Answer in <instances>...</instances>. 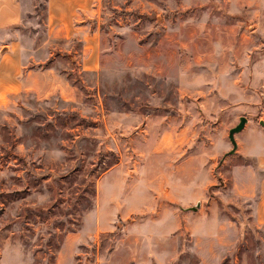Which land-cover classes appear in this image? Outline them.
Segmentation results:
<instances>
[{
	"label": "rangeland",
	"instance_id": "rangeland-1",
	"mask_svg": "<svg viewBox=\"0 0 264 264\" xmlns=\"http://www.w3.org/2000/svg\"><path fill=\"white\" fill-rule=\"evenodd\" d=\"M31 1L0 62V264H264V0H94L68 38Z\"/></svg>",
	"mask_w": 264,
	"mask_h": 264
},
{
	"label": "crops",
	"instance_id": "crops-1",
	"mask_svg": "<svg viewBox=\"0 0 264 264\" xmlns=\"http://www.w3.org/2000/svg\"><path fill=\"white\" fill-rule=\"evenodd\" d=\"M93 2L94 0H47L46 24L48 25V32H52L54 36L68 38V36H71V34L75 32V30H82V25L78 26L79 24H77L76 26L78 27L72 25L74 24V22H81L83 15H85L86 17L88 16L90 9L93 7ZM34 7L35 4L31 0H0V33L2 35L0 38V40L2 41L0 42V46H3V44L7 46V49L4 51L0 58V62L1 64L7 66V76L14 73L16 74V72H18L16 64L19 59L22 58L24 49L22 41L18 36V29L12 26L14 24H20V22L22 21V16L26 13H31L34 10ZM93 38L94 33L89 34L83 31L81 39L85 41V43L82 44V56L79 60H76L78 71L88 72L96 69L98 66L96 54L94 53L95 47L93 44H91V40H93ZM27 57H29V55ZM10 86L15 87L14 83L11 84L9 81L5 80L1 84L0 88L3 89ZM257 155L261 154L258 153ZM262 159H264V157H257L258 161L256 166L264 168V163L260 161ZM242 170L244 175L245 171H252V167L246 165L244 168H242ZM247 178L248 175H246V179ZM262 181H264V178L262 179ZM234 186L237 187L236 184H234ZM238 192H242V189ZM186 214L187 213L183 215L181 214V216L183 220L188 221L189 217L186 216ZM179 222V218L177 217L174 223L175 226H177ZM220 224L221 223H219L218 225V223H216L217 230H220V228L222 227L220 226ZM227 226L228 229L233 231V240L238 235L240 229L235 224L228 223ZM214 240H216V242L222 243V241L218 240V237H215ZM232 240L223 242L231 244L232 242H234V240ZM218 259L219 257L217 255H213L211 258L212 264H219Z\"/></svg>",
	"mask_w": 264,
	"mask_h": 264
},
{
	"label": "water",
	"instance_id": "water-1",
	"mask_svg": "<svg viewBox=\"0 0 264 264\" xmlns=\"http://www.w3.org/2000/svg\"><path fill=\"white\" fill-rule=\"evenodd\" d=\"M247 119L245 116H239L237 119V122L235 123V125H233L232 127L228 128L227 130V139L230 143V149L226 152H224L222 154V156L219 158L218 160V165L222 162L223 158L227 155L233 154L235 149H236V143L234 141V134L240 132L244 126V124L246 123ZM262 127H264V123L263 121H259L258 122ZM199 207V202L197 201L194 205H191L189 207H185V208H180V210H184V211H196L197 208Z\"/></svg>",
	"mask_w": 264,
	"mask_h": 264
}]
</instances>
